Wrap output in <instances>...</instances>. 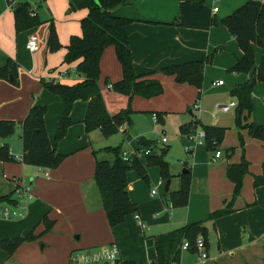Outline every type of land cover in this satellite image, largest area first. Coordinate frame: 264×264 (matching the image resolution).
Listing matches in <instances>:
<instances>
[{
    "label": "crops",
    "instance_id": "obj_1",
    "mask_svg": "<svg viewBox=\"0 0 264 264\" xmlns=\"http://www.w3.org/2000/svg\"><path fill=\"white\" fill-rule=\"evenodd\" d=\"M195 1L202 2L217 23L206 29L181 26L179 0H126L125 5L112 9L113 13L131 20L124 29L135 72L155 78L163 86L160 95L149 99L140 96L129 99L126 95L111 91L108 86L109 91L106 93L103 92L106 88L101 90L109 114L125 108V101L134 112L131 126L122 125L114 134L122 136V142L117 145H121L123 152L129 154L137 148L139 151L149 150L147 154L139 153L144 162L145 155L155 151L141 146L140 138L156 139L147 136V131H136L131 136L127 134L129 127L134 129V125L141 124V121L156 125L158 122L164 123L165 118H171L179 129L185 153L186 146H193L191 154L187 153L191 162L186 166L190 173L185 205L173 204L166 195L178 190L184 166L180 173H175L169 164L172 177L167 189L166 181L160 178L157 166L148 167V183L134 170L127 172V193L129 199L137 205L136 213L145 224L142 229L133 215L126 216L123 223L113 228L108 224L93 176L97 159L111 160V154L100 151L111 145L102 142L107 137L99 129L86 132L83 123L86 101H74L70 111L72 123L64 137L54 141L57 118L64 105L57 95L43 87L40 79H55L65 83V78L76 73L74 68H50L52 71L47 72V24L53 18H49V14L42 10L39 0H0V67L10 61L15 71L14 83L0 79V119L15 123L13 133L0 138V145L6 143L11 154L20 157V122L30 107L44 105V124L50 144L57 152L65 155L61 163L52 169L26 165L19 160L0 161V197L13 194L18 182L29 184L33 192L21 218H0V242L25 237L30 232L37 236L34 240L22 241L10 254L0 246V264H67L72 249L110 242L120 245V255L123 254L125 262L154 264L150 260L151 256L156 259L154 236L199 221L206 227L205 237H198L205 239L207 257L203 259L196 249L188 248L181 251L179 264H264V184L253 185L254 177L262 173L264 146L246 128L236 125L235 107L211 116L217 104L236 101L231 90L246 82L253 72L230 71L243 52L235 36L219 23L247 0ZM259 1L264 3V0ZM24 2L29 3L41 23L44 20L46 23L16 32L13 10ZM45 4L48 10L49 2ZM214 7H217V11H213ZM32 33L37 34L39 41L37 50L31 53L26 43ZM67 43V40L62 42V55ZM251 46L256 68L263 49L255 43H251ZM195 60L203 63L200 87L187 82L178 83L172 75L161 70ZM101 67L102 60L100 72ZM120 67H116L113 75L106 71L105 77H110L113 82L121 79ZM64 71L66 74L62 76ZM79 79L80 76L76 75L74 81L66 84ZM218 80L223 83L214 84ZM251 102L252 109L243 123L264 125V83H255ZM196 103L200 105V111L193 108ZM185 109L187 112L183 113ZM154 113H160L157 121H153ZM205 126L224 130L219 143L212 140L215 150L186 138L189 133L195 134L198 130L205 132ZM181 127L188 131L182 133ZM229 148H233V151H228ZM216 150L222 151L218 158H214ZM242 159L248 162V170L242 178L239 194L232 198L234 185L226 170L229 165L239 163ZM187 162V159L183 160L184 164ZM153 187L156 193L151 195ZM225 207H230V211L214 220L209 219L211 212ZM45 218L52 222L51 229L46 232L43 231ZM145 231L149 232L148 236ZM40 242L44 243L41 247Z\"/></svg>",
    "mask_w": 264,
    "mask_h": 264
},
{
    "label": "trees",
    "instance_id": "obj_2",
    "mask_svg": "<svg viewBox=\"0 0 264 264\" xmlns=\"http://www.w3.org/2000/svg\"><path fill=\"white\" fill-rule=\"evenodd\" d=\"M68 11L72 12L79 8L87 9V14L79 20L81 27L80 35H71L68 43L64 46L65 52L62 62H75V73L80 79L72 84L62 83L55 79L41 78L44 88L57 95L64 105L62 113L57 118L54 141L61 140L67 128L71 125L70 111L74 101H86L87 106L83 123L86 132L99 129L104 137L116 134L122 125L131 126L132 114L134 113L130 104L120 109L115 114H109L99 86L100 58L104 49L112 45L116 58L121 66V79L108 83V87L115 92L126 95L129 99L133 96H140L146 99L160 95L163 92L161 82L155 78H148L146 75L137 74L133 68V61L128 45V36L125 32V25L131 20L113 13L112 9L119 5H125L126 0H67ZM180 16L179 24L184 27L206 29L217 23L211 11L202 2L195 0H179ZM28 2L19 3L13 10L14 25L16 32L30 29L41 24L37 14L31 13ZM219 23L224 25L228 31L235 36L238 46L243 52L240 59L230 68V71L237 73H248L253 70L251 77L244 83L235 86L231 95L236 98L235 123L239 128H246L248 133L259 139L264 146V125H257L253 122L243 123L252 109L251 95L257 82L264 83V3L259 0H247L231 14L222 18ZM251 43L259 45L262 49L260 62L254 68V52ZM47 51L53 52L62 47L58 41L53 21L48 27L46 39ZM9 61L5 66L0 67V79H7L15 82V71ZM163 73L172 75L176 82H187L195 87L202 84V61H191L183 64H176L161 69ZM11 76V78H10ZM108 82V79L106 80ZM44 105H33L28 110L21 123L22 155L19 161L23 164L42 167L56 168L63 158L61 154L51 146L44 124ZM157 117L160 113H155ZM15 123L11 120L0 119V138H6L14 131ZM204 145L209 149L216 146L212 140L219 143L223 137L224 130L217 127L205 126ZM187 128L181 127V132L186 133ZM139 144L151 149L156 148V142L152 139L140 138ZM100 151L111 154V160L97 159L95 162L94 183L99 191L102 208L105 211L108 224L111 228L124 222L125 217L133 215L138 211L137 205L133 203L127 193L126 174L134 170L145 182H149L148 167L157 166L159 176L167 181L172 177L169 170V163L165 160L167 148L161 147L159 153L145 155L144 162L139 156V149L129 154L127 159L122 157V146H107ZM228 151H233L229 148ZM96 154V152L94 151ZM17 160L11 154L6 143L0 145V161ZM186 169V168H185ZM180 173V184L178 190L166 194L175 205H185L189 193V169ZM248 170V162L242 159L239 163L227 167V176L233 182V196L239 194L242 178ZM264 184V161L262 173L254 177L253 185ZM13 194L0 197V202L15 204ZM230 211V207L215 210L209 214V219L217 217ZM44 232L49 231L52 222L46 218ZM206 235V227L203 222H193L184 226L154 236V249L156 253L155 264H174L179 262L181 251L180 245L184 240L188 241L189 248L195 249V239ZM32 232L25 237H18L13 240L2 241L0 246L10 254L19 243L25 240H34ZM204 243H205V239ZM125 264H134L126 261Z\"/></svg>",
    "mask_w": 264,
    "mask_h": 264
},
{
    "label": "rangeland",
    "instance_id": "obj_3",
    "mask_svg": "<svg viewBox=\"0 0 264 264\" xmlns=\"http://www.w3.org/2000/svg\"><path fill=\"white\" fill-rule=\"evenodd\" d=\"M39 1L41 3L42 10L46 11L49 14V18H51V17L53 18V20H52L53 26H54L58 41L60 42L61 45H62V42H64V40L68 41L70 35H80L81 34V27H80L79 19L82 16H85L87 14V10L85 8H79V9L72 11L71 13L68 14L67 13V11H68L67 0H39ZM47 1L49 2V9L48 10H47L46 4H45ZM42 23L45 24L46 23L45 20ZM47 25H49V23ZM62 50H63V47H61L58 50L53 51V52H49V51L47 52L49 55L48 59H47V65L49 66V69L47 72L52 71L50 68H52V69L53 68L54 69L55 68L56 69H58V68L59 69L75 68V62H72V63L62 62V56H63ZM100 60H102V66L106 70H104L101 67L102 70L100 72V77H99V86H100L102 91H103V88H104V90L106 88V90L103 91L106 93V91L108 90L107 84L109 82L112 83L113 81H111L110 77H108V82H106L107 78L105 77L106 76L105 72L110 71L112 74L110 72L109 73L111 75H113L115 70L117 69L116 67L117 66L120 67V63L118 62V60L116 58V55L114 53V48L112 45H109L104 49ZM118 70L120 72L121 67ZM76 75L77 74H73V73L70 74V76L65 78L63 80V82L71 83L72 81H74ZM111 91L115 92L114 90H111ZM116 93H118V92H116ZM124 105H125L124 107H127L128 102L125 101ZM105 106H106V103H105ZM130 107L132 108L131 105H130ZM106 109H107V106H106ZM117 109H119V107L115 108L114 111H116ZM107 111H108V109H107ZM182 112L186 113L187 110L185 109ZM136 131L137 132H139V131L146 132L147 131V134H146L147 136L152 137L153 139H156L155 140L156 148L153 149L155 152L159 153L161 147H164V148L168 147V150L166 151L167 153L165 154V159L170 164L173 172L180 173L183 166L186 168V166H188L190 164L191 157L189 155H187V153H185L184 145H182V142H181V135L179 133V129L176 126L175 121H173L171 118H169L168 120H167V118H165L164 123L158 122L156 125H153L152 123H150V125H149L148 123L141 121V124H139V125L135 124L134 125V129L132 127L131 128L129 127L127 134L133 136V135H135ZM162 136H165L167 138L166 142L161 141ZM157 139H158V141H157ZM183 139H184V137H183ZM102 140H103L102 142H104L105 145L115 146V145H117V143L120 144L122 142V136L120 134L114 135V136L111 135V136L107 137L106 140H104V139H102ZM220 152L222 153L221 150H220ZM185 159H187V161H188L187 164L183 163V160L185 161ZM151 168H156V166H151ZM163 187H164V185H163ZM145 234H146V236H148L149 232L145 231ZM75 235H77V234H75ZM42 245H44V243L40 242L39 246L41 247ZM92 246H95V245H92ZM87 247H91V246H87ZM119 249L121 250L120 247H119ZM36 257L39 258L38 256H36ZM121 258L124 259V256L122 253H121ZM150 260H153L154 264H155L154 256H151Z\"/></svg>",
    "mask_w": 264,
    "mask_h": 264
},
{
    "label": "built area",
    "instance_id": "obj_4",
    "mask_svg": "<svg viewBox=\"0 0 264 264\" xmlns=\"http://www.w3.org/2000/svg\"><path fill=\"white\" fill-rule=\"evenodd\" d=\"M213 11H217V7L213 8ZM34 10H31V13L34 14ZM38 36L35 33H32L26 43L27 49L32 53L38 48ZM66 72L64 71V76ZM60 77V76H59ZM222 80L216 81L214 84L221 85ZM236 106V101H231L228 103L217 104L211 116L214 117L216 112H228ZM194 109L200 111V105L194 104ZM153 121H157V115L154 113L152 115ZM189 141L195 143L204 144L205 133L202 130H198L195 134L189 133L186 137ZM162 142H166V137L162 136ZM193 146H186V151L188 154H191ZM149 150L140 151V153L147 154ZM133 151L130 152V154ZM129 153L122 152L123 159H127ZM221 155L219 150H216L214 153V158H218ZM19 160V157H15ZM47 175V173H45ZM156 193V188L153 187L150 190V194L154 195ZM14 198L16 200L15 204L8 202H0V218L3 219H18L21 218L25 212L27 201L33 197V192L29 184H24L18 182L14 192ZM135 220L138 222L140 228H145V224L141 221L137 213L133 214ZM196 251L200 252L201 258L205 259L207 253L205 251V243L202 237H197L194 242ZM189 248L188 241L184 240L180 245V251L187 250ZM67 264H125V261L121 258L120 250L115 242H110L106 244L95 245L91 247L75 248L69 252ZM174 264H179L175 262Z\"/></svg>",
    "mask_w": 264,
    "mask_h": 264
},
{
    "label": "water",
    "instance_id": "obj_5",
    "mask_svg": "<svg viewBox=\"0 0 264 264\" xmlns=\"http://www.w3.org/2000/svg\"><path fill=\"white\" fill-rule=\"evenodd\" d=\"M185 172H187V170L186 169H183L182 170V173H185ZM168 186H169V180H167L166 183H165V189H167ZM9 264H17V263L16 262H10Z\"/></svg>",
    "mask_w": 264,
    "mask_h": 264
}]
</instances>
